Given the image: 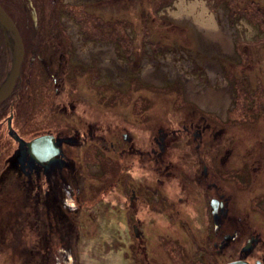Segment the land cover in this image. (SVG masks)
<instances>
[{"label": "rangeland", "instance_id": "obj_1", "mask_svg": "<svg viewBox=\"0 0 264 264\" xmlns=\"http://www.w3.org/2000/svg\"><path fill=\"white\" fill-rule=\"evenodd\" d=\"M194 4L221 32L216 47L189 13ZM257 5L262 7L264 0H0L23 45L19 86L0 106V264H141L129 226L135 219L128 221L124 213L137 211L134 217L147 227H169L161 212L169 210L167 201L178 212L181 180L161 178L164 186H156L160 178L144 165L137 168V157L120 160L128 145L123 136L149 150L158 130L177 129L192 112L221 129L223 147L240 154L233 156L237 163L230 162L237 164L236 179L219 178L227 207L243 213L256 208V202L259 208L264 200V27L257 22L264 13ZM102 47L112 48L118 67L102 71L96 52ZM9 66L10 49L0 29V82ZM182 77L196 82L206 101L209 91L221 94L225 85L229 100L216 110L209 101L201 105L188 97ZM9 115L12 132L22 141L42 134H86L63 146L77 166L79 183L72 198L64 199V189L60 193L64 202L59 198L57 212L63 221L57 225L44 203L32 212L23 178L21 189H15L19 175L11 172L9 162L19 146L7 129ZM109 141L114 150L105 154ZM210 142L205 146L220 147ZM195 144L190 137H176L168 159L182 164L189 158L193 164V156L201 157L194 153ZM242 157L251 168L261 166L255 181L253 175L249 179L248 166L238 164ZM125 166L127 175L120 171ZM41 185L44 192V180ZM133 188L135 207L129 200ZM193 188L190 207L180 210L200 220V225L191 220L193 227H204L207 202L216 195ZM157 238L153 248L164 250L159 264H180V241L165 244ZM186 256L192 260V250Z\"/></svg>", "mask_w": 264, "mask_h": 264}, {"label": "flooded vegetation", "instance_id": "obj_2", "mask_svg": "<svg viewBox=\"0 0 264 264\" xmlns=\"http://www.w3.org/2000/svg\"><path fill=\"white\" fill-rule=\"evenodd\" d=\"M165 2L169 3V0H165ZM254 7L257 11L264 13V5L262 7L259 5ZM227 20L228 26H230L229 19ZM259 20L257 24H262V27H264V19L260 18ZM233 54L234 57L237 58L236 56H238L239 53L234 52ZM5 77L1 80L0 86L5 80ZM19 78L20 75L15 82L11 94L6 100L0 103V106L12 97L16 88L19 86ZM203 111L206 114L212 113L209 110ZM2 114L5 115V111ZM195 115L198 114L192 112L191 117L184 119V122H181V125L175 130H158V137L152 138L150 148L146 151L134 147L132 140L125 135L123 136L124 145H126V143L128 145L121 149L119 153L120 160L126 163V158L131 157V155L137 157V168H139V165H144V167H148L146 168L147 170L151 171V175L156 174L157 177L160 178L154 180L156 186H164L163 184L165 181L161 180V178L181 180L178 184V188H176L178 191V212L174 210L175 205L168 201L166 204L169 210H167V212H161L164 213L162 214L164 219H168L169 227H147L145 223L134 217L137 211L133 212L135 213L133 216V213H124L128 221L135 219V222H131L129 226L138 244V246H136L137 255L141 257V264H159L161 262L160 254L163 256L164 253L161 252L164 250L160 249L159 252V250L154 249L152 245L153 242L157 241V236L161 238L162 242L165 244L167 242L173 243V241H180V264H264V200L261 198L260 203L258 202L259 200L257 201V203H259V208L255 202L253 205L256 206V208L253 207V209H248L243 213L232 212L231 207H227L223 200L224 195L219 193L221 190L219 178L226 175L236 179V173L239 172V170L236 169L237 164L233 166V163L238 161L239 158H233V156H238L240 154H236L232 147H223V140L220 142L219 138L222 133L221 129L212 125V122H208L206 117ZM11 121L12 115H9L6 120L7 129L12 137L11 139L17 141L19 146V149L13 153L10 159L11 161L9 162L12 169L11 172L19 175V178L13 182L15 189L16 186L18 189H21L22 185H20L19 181L20 178H23V186L27 189L26 202L32 204L30 205L32 212H37V207L44 203L47 208L46 213H51L54 216L57 225L58 221H63L59 216L60 214L57 212L60 204L59 198L64 202L63 194L60 193L63 192L64 189V199L72 198L76 191L74 187L77 188L79 183L77 166L75 162H73V159L69 158L66 152H64L65 149L63 146L67 143L75 144L79 134H82V136L86 134L85 132H78V135L72 138L58 137L53 134H42L28 141H22L12 132ZM94 134L95 132L93 135ZM44 136L52 137L55 146L54 151L56 154L51 162H46L43 158L42 161H37L28 153L27 143ZM179 136L190 137L191 141L196 143L193 147L194 153L197 152L201 157L202 155L207 157V162L203 161L204 159H201V157L196 159L193 156V164L188 161L189 158H185L186 163H172L168 159L167 151L168 149L172 150L173 147L169 146L174 139ZM100 139L101 137H98V140ZM208 140H211L210 145L212 147L216 146L217 148L218 145L220 147L218 149H210L208 145L205 146ZM90 142L92 141L90 140ZM85 143H87L86 139L83 144ZM113 147V143L109 141L108 145L102 149V152L105 154L111 153L114 150ZM231 161H233L232 164H230ZM238 164L248 166L247 173L249 179L251 175H253L254 181L255 176L258 178L261 166L251 168L243 157L242 161L238 162ZM120 171L126 172V166L125 168L122 167ZM252 171H254L255 174H253ZM124 175H127V172ZM43 180L46 183L44 192L41 185ZM244 181L245 180L242 182ZM135 185L138 187L140 183L136 181ZM71 187L72 192L70 191ZM193 187H205L206 191H214L216 195L215 198L207 202L209 208L206 218L203 220L204 227H193L191 220L194 219L189 216L191 213L187 210L185 211L187 214H184L180 210L184 209L185 206L190 207L188 195L192 193ZM67 188H69V190ZM159 189L158 187V191ZM136 191L137 190L134 188L130 190L131 196L129 200L132 207H135L134 202L138 199ZM40 218L41 222H43L42 215H40ZM175 222H177V225L180 227H170L173 226ZM194 223V225L201 224L199 219ZM133 244L134 243H132V245ZM190 250L193 252V259L187 260L186 258L189 255L186 256V254ZM153 251H155V256L153 255ZM166 254L167 257L170 256L168 252Z\"/></svg>", "mask_w": 264, "mask_h": 264}, {"label": "water", "instance_id": "obj_3", "mask_svg": "<svg viewBox=\"0 0 264 264\" xmlns=\"http://www.w3.org/2000/svg\"><path fill=\"white\" fill-rule=\"evenodd\" d=\"M0 29L3 33L6 44L10 49V66L5 80L0 86V103L6 100L11 94L15 82L19 76L21 63L23 60V45L20 35L7 13L0 6ZM28 153L37 161L45 160L51 162L55 156L53 139L44 136L27 143ZM57 150V149H56ZM58 151V150H57Z\"/></svg>", "mask_w": 264, "mask_h": 264}, {"label": "bare ground", "instance_id": "obj_4", "mask_svg": "<svg viewBox=\"0 0 264 264\" xmlns=\"http://www.w3.org/2000/svg\"><path fill=\"white\" fill-rule=\"evenodd\" d=\"M183 10L184 8L182 9V11ZM189 13H191L192 16L194 17L197 27L200 30L205 32V36L207 38L206 40L209 42V44L216 47V45L219 44L218 40L221 36V32L217 30L214 19L211 17L206 18L207 16L206 12L203 9L199 8L198 4L189 6ZM221 46H223V42H221ZM96 52L98 53L99 58H100V67L102 71L107 72V71L112 70L114 66L115 68L119 66V63L115 60V56L113 54L112 48L102 47V48H98ZM78 54L80 57H84V54L81 51H79ZM214 73L215 71L211 72L213 81H215ZM182 79L185 83V88H186L188 97L195 101L199 100L201 105L203 104L207 106V104L205 103L209 101L213 103L211 104L212 109L216 110V108H219V106L224 107L227 103V100H229V97H228L229 93L227 92L225 85L221 89V92H220L221 94H212V91H209L211 94H207V101H206L204 100L205 95H203L204 93L202 89L196 86V82H194L190 78L182 77ZM222 95H224L227 98L225 99Z\"/></svg>", "mask_w": 264, "mask_h": 264}]
</instances>
